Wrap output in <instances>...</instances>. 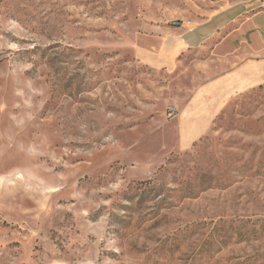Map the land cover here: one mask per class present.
<instances>
[{
	"label": "rangeland",
	"instance_id": "374dc122",
	"mask_svg": "<svg viewBox=\"0 0 264 264\" xmlns=\"http://www.w3.org/2000/svg\"><path fill=\"white\" fill-rule=\"evenodd\" d=\"M242 1L0 0V264H264V83L182 149L207 54L140 55Z\"/></svg>",
	"mask_w": 264,
	"mask_h": 264
},
{
	"label": "crops",
	"instance_id": "0c3cea01",
	"mask_svg": "<svg viewBox=\"0 0 264 264\" xmlns=\"http://www.w3.org/2000/svg\"><path fill=\"white\" fill-rule=\"evenodd\" d=\"M155 51L140 52L143 62L177 68L189 50L206 53L204 81L179 106L177 147L186 149L209 131L232 96L264 83V2L245 0L212 12L203 22L184 24L160 35Z\"/></svg>",
	"mask_w": 264,
	"mask_h": 264
}]
</instances>
